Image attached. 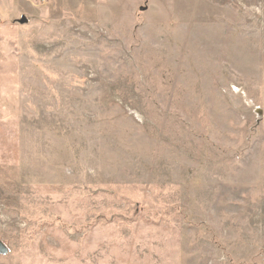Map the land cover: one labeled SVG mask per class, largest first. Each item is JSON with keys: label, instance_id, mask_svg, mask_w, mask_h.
Listing matches in <instances>:
<instances>
[{"label": "rangeland", "instance_id": "1", "mask_svg": "<svg viewBox=\"0 0 264 264\" xmlns=\"http://www.w3.org/2000/svg\"><path fill=\"white\" fill-rule=\"evenodd\" d=\"M0 264H264V0H0Z\"/></svg>", "mask_w": 264, "mask_h": 264}, {"label": "water", "instance_id": "2", "mask_svg": "<svg viewBox=\"0 0 264 264\" xmlns=\"http://www.w3.org/2000/svg\"><path fill=\"white\" fill-rule=\"evenodd\" d=\"M9 253V248L0 240V256H5Z\"/></svg>", "mask_w": 264, "mask_h": 264}]
</instances>
